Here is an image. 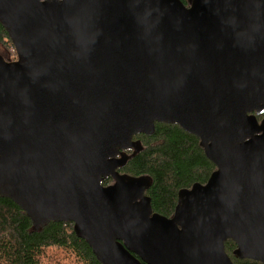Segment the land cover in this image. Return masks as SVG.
Segmentation results:
<instances>
[{
    "label": "water",
    "instance_id": "1",
    "mask_svg": "<svg viewBox=\"0 0 264 264\" xmlns=\"http://www.w3.org/2000/svg\"><path fill=\"white\" fill-rule=\"evenodd\" d=\"M0 194L102 264H264V0H0ZM157 122L216 165L154 212L120 173ZM112 177L114 182L104 185Z\"/></svg>",
    "mask_w": 264,
    "mask_h": 264
},
{
    "label": "trees",
    "instance_id": "2",
    "mask_svg": "<svg viewBox=\"0 0 264 264\" xmlns=\"http://www.w3.org/2000/svg\"><path fill=\"white\" fill-rule=\"evenodd\" d=\"M186 6L191 1L182 0ZM0 43L7 61L17 59L13 42L0 23ZM11 54V55H10ZM11 56V57H10ZM260 116L259 120H263ZM140 151H128L130 158L120 172L146 176L151 186L146 191L154 212L172 217L180 190L195 183L205 184L216 165L206 156L196 135L178 124L157 122L151 135L138 134ZM114 182L112 177L104 185ZM226 252L236 264H262L239 259L233 240L225 243ZM0 264H102L85 239L74 231L73 222L52 221L35 230L32 220L12 199L0 194ZM146 264V263H144Z\"/></svg>",
    "mask_w": 264,
    "mask_h": 264
},
{
    "label": "rangeland",
    "instance_id": "3",
    "mask_svg": "<svg viewBox=\"0 0 264 264\" xmlns=\"http://www.w3.org/2000/svg\"><path fill=\"white\" fill-rule=\"evenodd\" d=\"M189 1H191V0H189ZM5 54H7L6 51H5V48L3 47L2 43H0V55H5Z\"/></svg>",
    "mask_w": 264,
    "mask_h": 264
},
{
    "label": "flooded vegetation",
    "instance_id": "4",
    "mask_svg": "<svg viewBox=\"0 0 264 264\" xmlns=\"http://www.w3.org/2000/svg\"><path fill=\"white\" fill-rule=\"evenodd\" d=\"M129 154V153H128ZM121 173V172H120ZM123 174V173H122Z\"/></svg>",
    "mask_w": 264,
    "mask_h": 264
}]
</instances>
